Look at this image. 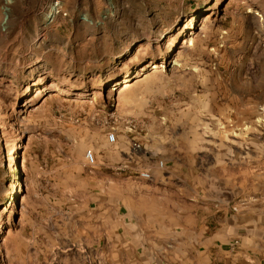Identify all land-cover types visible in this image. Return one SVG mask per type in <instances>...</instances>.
Masks as SVG:
<instances>
[{"label":"rangeland","instance_id":"1","mask_svg":"<svg viewBox=\"0 0 264 264\" xmlns=\"http://www.w3.org/2000/svg\"><path fill=\"white\" fill-rule=\"evenodd\" d=\"M207 178L259 232L264 0H0V264H231Z\"/></svg>","mask_w":264,"mask_h":264},{"label":"crops","instance_id":"2","mask_svg":"<svg viewBox=\"0 0 264 264\" xmlns=\"http://www.w3.org/2000/svg\"><path fill=\"white\" fill-rule=\"evenodd\" d=\"M223 189L229 192V196L226 198L212 195L209 189L208 194L203 197L205 200L204 208L214 212L219 219L214 228L211 223H202L198 228H187L188 232L184 229L180 233L177 231L168 232L166 243L169 248L179 251V253H182L181 249L185 251L177 257V260L209 261L214 258L216 261L231 264H256V261H264V223L259 227V232H256V227L252 225V221L243 225L239 224L231 213L232 209L229 205L238 200V195L232 188L223 186ZM193 209L197 211L198 207L194 206ZM196 215L191 214L193 218ZM234 240H237V249L234 252L230 249L232 251L229 254V246ZM259 242L263 244L262 247ZM213 251L219 257H212Z\"/></svg>","mask_w":264,"mask_h":264},{"label":"water","instance_id":"3","mask_svg":"<svg viewBox=\"0 0 264 264\" xmlns=\"http://www.w3.org/2000/svg\"><path fill=\"white\" fill-rule=\"evenodd\" d=\"M208 187H209V191L212 195L219 197V198H226L227 196H229V192L228 191H223L219 184L218 181H216L215 179H208Z\"/></svg>","mask_w":264,"mask_h":264},{"label":"built area","instance_id":"4","mask_svg":"<svg viewBox=\"0 0 264 264\" xmlns=\"http://www.w3.org/2000/svg\"><path fill=\"white\" fill-rule=\"evenodd\" d=\"M107 140L109 142H111V143L114 142L115 141V135L113 133L108 134L107 135ZM85 159L87 161H89L90 163H92L94 161L93 154L91 152H87L86 155H85ZM159 165H162V162H160ZM141 176L144 177V178H148L149 174L147 172H142Z\"/></svg>","mask_w":264,"mask_h":264},{"label":"bare ground","instance_id":"5","mask_svg":"<svg viewBox=\"0 0 264 264\" xmlns=\"http://www.w3.org/2000/svg\"><path fill=\"white\" fill-rule=\"evenodd\" d=\"M208 17H209V16H206V17L204 18V20L207 19ZM158 67H159L158 64H153L152 69H155V70H156V68H158Z\"/></svg>","mask_w":264,"mask_h":264}]
</instances>
